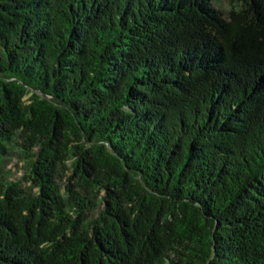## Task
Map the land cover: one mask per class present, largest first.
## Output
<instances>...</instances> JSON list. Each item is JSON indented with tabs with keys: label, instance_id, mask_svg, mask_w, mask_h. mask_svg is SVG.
Instances as JSON below:
<instances>
[{
	"label": "trees",
	"instance_id": "1",
	"mask_svg": "<svg viewBox=\"0 0 264 264\" xmlns=\"http://www.w3.org/2000/svg\"><path fill=\"white\" fill-rule=\"evenodd\" d=\"M0 264H264V0H0Z\"/></svg>",
	"mask_w": 264,
	"mask_h": 264
},
{
	"label": "rangeland",
	"instance_id": "2",
	"mask_svg": "<svg viewBox=\"0 0 264 264\" xmlns=\"http://www.w3.org/2000/svg\"><path fill=\"white\" fill-rule=\"evenodd\" d=\"M228 4L223 1L222 8H225ZM5 163L3 164L4 171L7 173L8 178L11 182L21 181L24 187H28L31 183L28 181V172L25 170V165L15 157H5ZM27 179V181H26ZM36 191V190H35Z\"/></svg>",
	"mask_w": 264,
	"mask_h": 264
}]
</instances>
